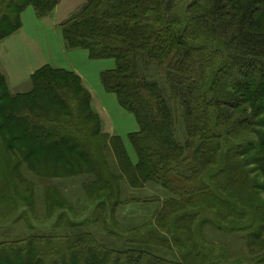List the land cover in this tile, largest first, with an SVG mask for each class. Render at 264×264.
I'll list each match as a JSON object with an SVG mask.
<instances>
[{"label":"rangeland","instance_id":"obj_1","mask_svg":"<svg viewBox=\"0 0 264 264\" xmlns=\"http://www.w3.org/2000/svg\"><path fill=\"white\" fill-rule=\"evenodd\" d=\"M4 2L2 18L15 20L20 31L0 42L4 74L1 67L0 73L4 79L9 76L25 86L15 89L5 79L7 88L0 83V95L3 91L9 96L28 93L32 88L30 69L43 64L57 68L53 70H78L91 92L85 93L86 102L79 89L83 87L81 80L77 83L58 78V89L66 93L76 87L77 91L72 92L76 95L70 99L66 95L68 105L73 106V100L79 104L85 100L87 111L77 106L67 114L52 107L48 99L45 106L40 105L35 113L44 112L50 121L56 118L60 123L53 137L55 145L50 147L46 137L35 138L34 125H30L32 130L25 137L21 132L27 129V123L17 126L5 122L9 115H17L10 109L9 101L0 96V251L5 247L24 249L29 243L33 248L46 247L52 263L59 264V253L65 251L61 245L80 240L92 247L97 257H106V261L119 258L124 263V257L118 255L121 250L145 245L167 264H183L184 258L189 264H264V191L255 187L264 183L256 162L264 160V151L258 149V140L264 141V112L253 113L247 101L238 106L232 96L236 93L232 90L236 79L227 76L221 87L227 95L220 101L238 108L229 110L232 117L226 120V110L221 111L226 108L215 106L218 79L235 53L193 23L195 12L207 7V0H175L165 16L159 9L166 29H171L175 40L181 43L179 50L176 43L173 50L179 54L188 51L192 57L188 64L196 63V71L202 74L200 81L195 80L196 84L190 86L208 97L193 106L199 118L204 119L206 133L199 135L204 128L201 126L189 129L191 124L183 117L182 102L170 89L167 74L181 77L179 70L176 72L169 65L171 57L160 62L147 58L143 60L145 65H136L139 77L153 86L152 94L160 95L170 110L169 148H178L179 153L185 149L180 158L186 161L181 168L172 172L173 165L168 164L170 169L164 170V166H159L161 171L154 179L135 168L139 159L129 135L139 133L138 119L120 106L117 97L106 92L101 83V72L114 70L115 61L90 60L85 50L64 48L59 25L78 14L87 1L59 0L51 14L42 19L37 18L31 6L17 15L14 7L21 0ZM46 75L57 83L51 78L53 74ZM253 93L262 94L261 88L255 87ZM89 114L93 118L86 120ZM70 120L75 129L60 130ZM95 126L100 136H92ZM15 130L22 131L16 141H11ZM192 131L197 133L196 138L189 135ZM77 145L85 150H78ZM238 145L244 152L237 161L245 164V181L231 167L217 176L224 169L226 152L233 147L238 150ZM10 146L17 149L11 153ZM46 147L65 152V156L43 151ZM196 148L206 153L199 156ZM166 152L168 163H174L177 152ZM81 154L85 161L80 160ZM193 155L199 156V161L191 159ZM134 171L139 175L137 179L133 178ZM165 176L169 179L165 180ZM167 180L170 183L162 187ZM198 182L202 187L206 185L202 193L208 197L179 199L174 194L192 193L198 190ZM8 260L10 263L5 264H25L15 262L13 256ZM39 261L48 262L47 258Z\"/></svg>","mask_w":264,"mask_h":264},{"label":"trees","instance_id":"obj_2","mask_svg":"<svg viewBox=\"0 0 264 264\" xmlns=\"http://www.w3.org/2000/svg\"><path fill=\"white\" fill-rule=\"evenodd\" d=\"M58 1L21 0V3L15 6L14 9H16L17 15H19L26 7L31 6L37 18L42 19L51 14ZM86 1L87 5L78 14L71 16L68 21L59 25L64 48L66 50H85L88 52L90 60L113 59L115 61V69L103 72L100 75V79L104 90L113 93L117 97L119 105L138 119L136 120L140 126L139 133L129 135L139 159L135 167L136 170L139 169L142 174L147 173L149 179H154L158 176L157 174L161 171L159 166H164L162 169L164 170L170 169L168 164L173 165L172 172H175L186 161H182L180 158L182 156L181 153L185 149L182 148L181 153H179L177 152L178 148L175 150L169 148L172 143L169 133L170 110L165 108V103L160 95L152 94L153 86L148 85L139 77L137 74L138 69L136 68V65L141 62L145 65V61L143 60H147V58L160 62L171 57L172 62L169 65L176 72L179 70L181 77L167 74V80H169L171 85L170 89L182 102L183 117L191 124L189 129L193 130V127L201 126L204 128L199 132V135L201 136L206 133L205 130L208 128L203 122L204 119L199 118L193 106L196 101H202L204 103V100L208 99V97L204 93L196 90V88L190 86L191 84H196L195 80L199 82L202 74L196 71V63L194 66L192 63L188 64L187 60L192 58L188 51L183 54L178 53V50L181 48V43L175 40L173 36L174 32L171 29H166L164 19L160 16L159 12V9H161L162 16L167 15L172 10L175 0ZM4 5V0H0V42L13 35L20 28L15 20L5 21L2 18L1 14ZM193 23L205 30L210 36L223 41L235 53V55L229 58L226 68L218 79L219 83H217L214 96V100H216L214 103L215 106L217 108H226L221 110L222 112L226 110L224 112L226 120L232 117L229 110H234L238 106H242L245 104L244 101H247L253 113L255 111L263 114L264 0H207V7L203 10L197 9L195 12ZM175 43L178 46V50L176 49L174 51L173 45ZM47 73L53 74L51 78L57 79V83L47 77ZM226 76L233 81L236 79V82L233 84L234 88L232 87V90L236 91V93L232 96L235 100H238L239 105L237 107H231L229 104L222 105L220 101L221 97L227 95L221 89L223 86V78ZM58 78H69L72 81L80 83L79 77L72 72L53 70L44 66L31 75L30 82L32 88L28 93L17 94L15 96H9V93H4V91L1 93L0 96L9 101L10 109L17 115V117L15 116L16 118L13 115H9L5 118V122L15 123L17 126H21L25 122L28 126L23 131L15 130L14 137L11 141H16L17 135L21 131L23 136L25 135L27 137V132L32 130L30 125H34L35 130L33 131H35L36 139L46 137L45 141H47L49 147L50 145H55L52 142L55 140L53 138L55 134L57 135V128L60 125L59 121H56V118L50 121L44 112H40L39 114L35 113V110L38 111L40 105L44 104L45 106L47 104V99L50 101L49 104L52 107H58L66 113H69V110L73 113V110L77 106H82L86 110L85 100H82L80 104L79 101L73 100L70 102L73 106L68 105L69 100H67L66 95H68L69 99L72 94L76 95L77 93H72L77 91L76 87L70 89L71 93H66L63 89H58ZM0 83L6 90L7 85L1 73ZM255 87L261 88L262 94L253 93ZM79 89L87 102V96L85 95L87 91L82 86ZM74 103L76 104L74 105ZM91 118L93 116L89 114L85 119L91 120ZM244 123H248V120H245ZM64 128L60 130L69 132L71 129H75L73 120L66 122ZM93 129L96 130V133L92 136L99 135L97 127L95 126ZM81 132L80 135L85 138ZM9 134L12 133L10 132ZM189 135L196 138L197 133L192 131L189 132ZM226 136L228 137V132L225 133ZM217 140L220 139L218 138ZM258 141V149L264 151V141L262 138ZM49 147L42 150L65 156V152L59 153L58 150H49ZM186 147H188V144ZM76 148L80 151L84 149L79 147V145ZM197 148L195 154L198 153L197 155L201 156L206 153V151L198 150ZM237 148L239 149L236 150L233 147L229 153L226 152L225 163L222 164L224 169L217 176L227 172L226 170L231 167L237 170L242 180L244 176L247 177L248 173L243 171L245 164L237 161L241 154H244V152H241L243 148L239 145ZM8 149L12 153L13 149L17 148L10 146ZM246 149H249V151L255 150L254 147H246ZM167 150L177 152L175 161L173 159L174 163H168ZM197 155H193L191 159L199 161V156ZM79 158L84 161L86 159L83 154L79 155ZM256 162L264 181V160L262 159ZM86 163L83 162V165ZM138 176L137 172L134 171L133 178L137 179ZM164 178L165 180L169 179L167 176ZM203 178L206 177L204 176ZM169 183L167 180V183L165 182L162 187L166 188ZM196 186L198 190L192 193L185 191L184 193L178 192L174 194H177L179 199L192 197L200 199L205 196L202 192L206 185L202 187L198 182ZM255 187H260L264 191L263 182L260 184L257 183ZM208 196L206 195L205 197ZM26 244L24 249L15 247H5L2 249L0 251V264L10 263L8 259L11 256H13L15 262H25V264L30 262L31 264H44L39 261V258H47L48 262L45 264H56L55 262L52 263V255L46 247L38 246L33 248L29 247V243ZM61 246L63 249L65 248V251L59 253L62 255V260L59 264H167L154 256L152 254L153 251L145 245L133 249L121 250L118 255L124 257V263L119 258L106 261V257L104 256L97 257L95 250L92 247H87L80 240H69ZM182 262L183 264L190 263L185 258Z\"/></svg>","mask_w":264,"mask_h":264},{"label":"crops","instance_id":"obj_3","mask_svg":"<svg viewBox=\"0 0 264 264\" xmlns=\"http://www.w3.org/2000/svg\"><path fill=\"white\" fill-rule=\"evenodd\" d=\"M26 11H28V10H25L24 11V13H23V15H24V17H26ZM33 14V13H32ZM33 15H31V19L33 20V22H35V19H33V17H32ZM25 19V18H24ZM23 19V20H24ZM23 23V22H22ZM22 25V27H23V24H21ZM20 31V30H19ZM19 31H17L16 33H18ZM15 33V34H16ZM14 35V34H13ZM11 37V36H10ZM10 37H8V38H10ZM8 38H6V39H8ZM44 66H46V64H43V65H41L39 68H35V69H30V72H29V80H30V77H31V75L33 74V73H35L37 70H39L40 68H42V67H44ZM0 67H1V72H3V74H4V64L1 62L0 63ZM51 68H53V67H51ZM53 69H57V68H53ZM70 72H73V73H75V74H77V76H79V78H80V80H81V83H82V85H83V87L86 89V91H88V92H91V90H90V88H89V86L88 85H86L85 84V82H84V79H83V76L78 72V70H71ZM105 72V71H104ZM103 72H101V74H102ZM7 76H8V74H6ZM5 75V76H6ZM9 78V79H8ZM8 78L7 77H5V79H7V82H8V80H9V82H10V85L13 87V88H15V89H18V90H20V89H22V87H24L25 86V84L22 82V81H18V80H13L12 78H10L9 76H8ZM30 87V86H29Z\"/></svg>","mask_w":264,"mask_h":264}]
</instances>
